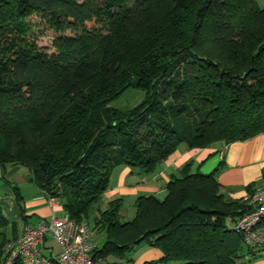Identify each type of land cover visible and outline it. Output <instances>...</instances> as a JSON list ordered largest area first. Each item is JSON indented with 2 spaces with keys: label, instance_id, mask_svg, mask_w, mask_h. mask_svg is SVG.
<instances>
[{
  "label": "trees",
  "instance_id": "1",
  "mask_svg": "<svg viewBox=\"0 0 264 264\" xmlns=\"http://www.w3.org/2000/svg\"><path fill=\"white\" fill-rule=\"evenodd\" d=\"M33 14L57 33L51 53L29 35ZM130 89L142 92L134 107L109 106ZM262 133L256 0H0V166H24L64 215L85 222L93 259L133 262L144 244L162 252L145 264L260 257L235 228L248 206L222 192V162L172 178L163 199L138 196L130 221L120 220L123 198L104 210L98 203L119 166L153 173L181 144L225 146ZM10 225L0 208V264L16 239Z\"/></svg>",
  "mask_w": 264,
  "mask_h": 264
},
{
  "label": "crops",
  "instance_id": "2",
  "mask_svg": "<svg viewBox=\"0 0 264 264\" xmlns=\"http://www.w3.org/2000/svg\"><path fill=\"white\" fill-rule=\"evenodd\" d=\"M256 1L260 7H264V0ZM221 162L217 180L227 197L240 199L255 187L264 186V133L225 146L217 144L207 148H189L181 144L153 173L143 174L132 171L130 167L119 166L120 180L113 187L109 202L116 198H123L124 201L127 197L136 200L141 195H154L163 199L165 186L172 178L181 176L185 171L207 174ZM0 208L10 223L15 225V230L10 225L12 232L9 229L8 234L15 232L13 236L16 239L22 234L25 224L47 223L51 217L45 194L33 182L31 172L21 165L0 166ZM57 215H64L63 209L57 211ZM49 239L53 243H47ZM55 245L58 248L55 241L48 237L41 249L42 253L55 257L58 254ZM260 255L252 260L246 257L232 264H264V251ZM161 257L159 249L144 244L134 252L133 263L145 264Z\"/></svg>",
  "mask_w": 264,
  "mask_h": 264
},
{
  "label": "built area",
  "instance_id": "3",
  "mask_svg": "<svg viewBox=\"0 0 264 264\" xmlns=\"http://www.w3.org/2000/svg\"><path fill=\"white\" fill-rule=\"evenodd\" d=\"M51 209V217L47 223L25 224L22 234L10 241L5 248V259L2 264H13L21 257L27 264H133L130 261L109 262L93 259L94 244L89 239V231L85 222L76 223L67 215L58 216L57 211L63 209L58 196L45 194ZM248 206L235 225L245 243L261 252L264 251V186L255 187L251 193L241 197ZM50 237L59 247L55 257L46 256L41 249Z\"/></svg>",
  "mask_w": 264,
  "mask_h": 264
},
{
  "label": "rangeland",
  "instance_id": "4",
  "mask_svg": "<svg viewBox=\"0 0 264 264\" xmlns=\"http://www.w3.org/2000/svg\"><path fill=\"white\" fill-rule=\"evenodd\" d=\"M27 21L32 26L31 32L29 33L31 39L34 40L39 47L45 49L48 53H51V50L53 48L52 46L53 39L55 36H57V33H55L53 30H51L48 27V25L46 24V19L44 18V16L40 14L31 15L30 17L27 18ZM65 34H69V31L65 32ZM141 96H142L141 91L136 89H130L124 92L122 95L115 98L114 100L110 101L109 106L119 110H127L129 108L134 107L139 102ZM120 167L113 171L110 177L109 187L102 194L100 198V201L98 203V208H100L101 210H104L105 204L110 200L108 198L109 195L113 192L112 191L113 187L120 180V174H119L121 171ZM132 171H136V170L132 169ZM134 204H135V199H132L131 197H127L124 199L122 205L120 206V211H119L121 221L124 222L130 221L134 218L136 211ZM90 233H92L90 234V238L92 239V241L101 238L100 233L96 231ZM47 243H53V242L49 239ZM56 249L58 253L59 247L58 248L56 247ZM168 264H179V263L170 262Z\"/></svg>",
  "mask_w": 264,
  "mask_h": 264
}]
</instances>
